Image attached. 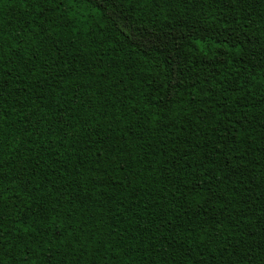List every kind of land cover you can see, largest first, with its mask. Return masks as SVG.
I'll return each mask as SVG.
<instances>
[{"label": "trees", "instance_id": "obj_1", "mask_svg": "<svg viewBox=\"0 0 264 264\" xmlns=\"http://www.w3.org/2000/svg\"><path fill=\"white\" fill-rule=\"evenodd\" d=\"M0 264H264V0H0Z\"/></svg>", "mask_w": 264, "mask_h": 264}]
</instances>
